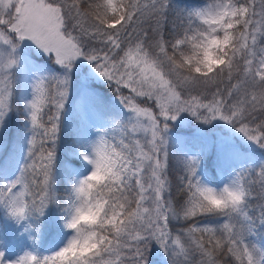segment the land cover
Listing matches in <instances>:
<instances>
[{"label": "snow or ice", "instance_id": "6c2138e0", "mask_svg": "<svg viewBox=\"0 0 264 264\" xmlns=\"http://www.w3.org/2000/svg\"><path fill=\"white\" fill-rule=\"evenodd\" d=\"M0 264H264V0H0Z\"/></svg>", "mask_w": 264, "mask_h": 264}]
</instances>
